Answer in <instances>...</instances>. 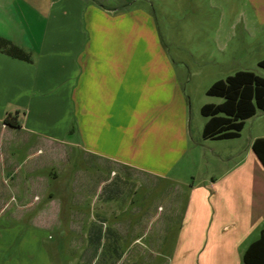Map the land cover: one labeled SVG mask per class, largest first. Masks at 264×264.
Returning a JSON list of instances; mask_svg holds the SVG:
<instances>
[{"label":"crops","instance_id":"1","mask_svg":"<svg viewBox=\"0 0 264 264\" xmlns=\"http://www.w3.org/2000/svg\"><path fill=\"white\" fill-rule=\"evenodd\" d=\"M136 1L0 0V264H62L49 240L65 239L66 220L74 258L115 264L130 174L178 188L156 213L172 215L175 201L182 210L167 264H244L261 236L264 164L253 143L264 133L205 138V116L193 135L183 73ZM247 1L264 29V0ZM70 150L91 170L57 186L68 174L55 161Z\"/></svg>","mask_w":264,"mask_h":264},{"label":"rangeland","instance_id":"2","mask_svg":"<svg viewBox=\"0 0 264 264\" xmlns=\"http://www.w3.org/2000/svg\"><path fill=\"white\" fill-rule=\"evenodd\" d=\"M136 4L153 13L167 50L183 73L182 85L188 95L195 137L206 119L201 111L202 106L223 101L221 97L207 94L215 81L239 70H252L264 77V68L259 65V61L264 59V29L253 22V11L247 0H137ZM197 120L200 122L197 123ZM255 130L264 133V111L258 110L257 114L245 120L240 140L245 142ZM79 155L73 150L67 156L60 152L55 161L56 169H65L68 175L55 182L57 186H72L77 178L69 174L91 170V160ZM71 191V197L75 196ZM177 193L178 188L173 186L172 181L130 174L123 200L129 224L114 225L123 238L124 256L115 257V264L168 263L163 253L168 248L169 238L178 231L182 210L175 200L173 214H167L166 210ZM93 195L89 194L88 202L92 201ZM160 206L167 209L164 215L156 216ZM61 227L65 230V239L57 241L54 238L57 234L52 233L49 240L53 256L54 247L60 245L64 253L62 264H71L74 259L88 264L86 258H74L72 224L66 220ZM139 237H142V241H136ZM85 243L82 242V247H85ZM53 258L56 263H61V258ZM102 259L104 257L100 258L99 264Z\"/></svg>","mask_w":264,"mask_h":264},{"label":"trees","instance_id":"3","mask_svg":"<svg viewBox=\"0 0 264 264\" xmlns=\"http://www.w3.org/2000/svg\"><path fill=\"white\" fill-rule=\"evenodd\" d=\"M21 55V51L14 47ZM264 68V59L259 61ZM207 94L223 98L221 103H206L202 113L208 118L203 128L205 138H234L241 135L245 120L264 111V77L252 70H239L225 79L215 81ZM6 122L19 127V113H9ZM253 149L264 164V137L257 138ZM244 264H264V229L244 254Z\"/></svg>","mask_w":264,"mask_h":264}]
</instances>
